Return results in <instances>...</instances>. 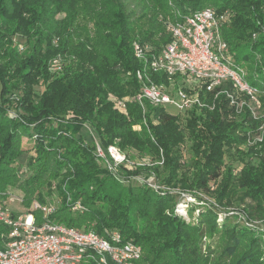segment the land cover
<instances>
[{"label": "trees", "instance_id": "obj_1", "mask_svg": "<svg viewBox=\"0 0 264 264\" xmlns=\"http://www.w3.org/2000/svg\"><path fill=\"white\" fill-rule=\"evenodd\" d=\"M135 4L138 12L130 10L126 0H0V117L6 118L3 107L11 101L18 110L15 120L7 117L5 125L0 120V181L11 176L13 162L24 152L20 140L27 137L34 156L22 203L28 208L35 195L44 205L45 198L35 193L43 187L50 192L54 185L59 206L49 217L51 222L100 236L104 230L116 231L121 243L141 249L136 264H210L201 252L207 235L222 239L213 264H264V232L228 221L218 228L211 212L201 213L197 225H185L165 213L170 199L121 185L97 167L93 146L76 137L87 125L103 149L116 144L132 155L134 164L137 157L162 156L168 170L162 181H171L180 167L175 154L184 135L193 144L206 146L200 166L213 179L224 149H234L235 154L258 159L260 168L241 170L239 181L248 197L254 193L264 197V119L252 118L245 107L236 115L221 102L213 111H191L179 128L183 116L146 101L142 107L134 99L140 90L135 76L140 65L133 52L135 44L158 50L171 41L163 31L165 17L157 19L160 13L174 20L177 14L205 8L226 12L222 37L235 62L249 70L246 81L263 102L264 0H136ZM15 36L29 44L25 58H19L13 46ZM56 56L75 63L52 75L48 62ZM38 84L44 91L33 101L32 88ZM19 91L18 97L14 92ZM114 99L123 101L124 110L115 107ZM228 115L232 121L225 119ZM257 136L261 141L247 147ZM241 145L247 147L245 152L233 148ZM122 170L118 168V176L127 178L129 173ZM76 203L81 212L72 211ZM35 215L39 218L38 212ZM7 231L0 225V247ZM211 248L206 249L209 257L214 254Z\"/></svg>", "mask_w": 264, "mask_h": 264}, {"label": "built area", "instance_id": "obj_2", "mask_svg": "<svg viewBox=\"0 0 264 264\" xmlns=\"http://www.w3.org/2000/svg\"><path fill=\"white\" fill-rule=\"evenodd\" d=\"M227 23L226 12L217 13L211 8L165 19L164 32L171 39L168 44L158 50L150 44L133 47L140 65L135 74L140 90L134 99L142 107L146 101L183 117L191 111H213L221 102L238 112L244 104L241 98L246 105L255 101L244 67L235 62L222 37ZM113 102L124 110L123 101ZM249 111L254 115L251 108ZM100 147L96 156L107 162L106 169L114 171L117 178L118 168L128 166L126 155L112 146ZM13 201L9 199V203ZM55 209L34 202L27 211L14 214L8 206L0 205V225L8 230L2 236L0 264H136L140 260L141 249L131 242L121 243L116 231L104 230L100 236L92 230L51 222L49 217ZM71 209L82 211L80 203Z\"/></svg>", "mask_w": 264, "mask_h": 264}, {"label": "rangeland", "instance_id": "obj_3", "mask_svg": "<svg viewBox=\"0 0 264 264\" xmlns=\"http://www.w3.org/2000/svg\"><path fill=\"white\" fill-rule=\"evenodd\" d=\"M135 2L136 0H126L128 8L138 12L139 7L135 6ZM147 17H149V15H147ZM157 17L158 21L163 17H165L164 19L171 18L170 16L163 15L162 13L158 14ZM88 27L91 28L90 25ZM11 41L13 46L16 48L19 58H25L29 49V44L26 43L23 38L18 36L13 37ZM72 63H75V60L72 58L67 59L62 58L61 56H56L48 62V72L52 75L61 73L65 67L70 66ZM244 70L248 76L250 73L249 70H246V68H244ZM43 91L44 88L41 84L35 85L32 88L33 101H36ZM14 94L18 97L22 95L21 91L17 93L14 92ZM254 100L255 101L247 100V105L254 113V115H252L250 112V116L254 119L260 117L264 119V104L262 100H260L259 97L257 98V96ZM240 103L244 104L238 112L233 109V112L236 115L242 111L243 107L246 109L249 108L245 104L246 101L244 98H241ZM257 104L260 105L257 106ZM250 108L248 110H250ZM3 109L6 118L9 117L8 119L10 121L13 119L15 120L18 116V110L13 101L8 103V106L6 105ZM185 117L186 116L180 118V124L178 125L179 128L184 126ZM6 118L4 117L0 119L3 125H5ZM232 118L233 117H231V115H228L225 119L232 121ZM260 129L261 127L259 130ZM134 130L139 131V127H134ZM77 135L81 136L84 143L91 144L93 146L94 158L97 167L114 176V171L106 169L107 162L96 156L97 147L101 146L100 148L103 149V146L97 140L95 132L87 125H84L80 129V132L76 134V137ZM260 141V136L254 137L252 140L247 142L246 146L248 147L254 143H259ZM19 146L20 149L24 150V152L19 154L13 162L11 166L13 169L11 176L3 181H0V205L8 206L14 214L23 213L27 211L34 202L38 203L34 195L31 199L29 207L25 208L23 206L22 201L23 196H25L23 188L25 180L30 177L28 164L29 160L34 156V152L30 149L32 141L27 137L21 138ZM110 146L118 149L121 154L125 153L124 151H121L116 144ZM246 146H233V148L238 151L245 152L247 149ZM206 150V146L202 144L201 146H199V144H193V142L189 140L186 135H184V139L177 147V153L175 154V158H178L180 167L171 181H162L163 179H167L168 176V170L164 166V158L162 156L159 157V160H153L149 156L144 159L137 157L135 159L138 162V165L134 166L132 161L133 159L131 157L132 155L128 156V154L125 153L127 156L126 159L128 161V166L127 168L123 167L122 171L123 173H129L128 176L130 178H128V176L127 178L118 176L117 174V179L120 181V184L126 188H144L145 190H148L158 196L170 199L171 204L165 213L178 218L183 221L185 225H197V218L201 213L211 212L213 216L217 217L215 223L217 227L220 226L221 223L228 221L230 223H234L235 226L244 227L248 231L264 232V197L255 193L252 197H248L245 190L242 186H240L239 181L241 170L248 166H252L253 169L260 168L258 159H251L246 156L243 157L235 154L234 149H232V151L224 149L225 154L224 157H222L221 165L217 171L218 175L213 179L208 174V169L200 166L205 162L201 156V151ZM132 172L137 173L132 175ZM205 180H207V182L205 183V186H203L201 182H204ZM53 189L54 185L51 186L50 192L49 187H43L35 194H41L45 198V204L58 207L59 199ZM49 193H51V195H49ZM15 198L21 199V202H18ZM9 199H14V201L9 203ZM190 213L192 216H190ZM221 240L222 239L219 235H207L202 239L201 252L203 256L208 258L207 260H209L210 264H213L221 253ZM208 246L212 247L211 250L214 251L213 256L210 255L209 257L206 250Z\"/></svg>", "mask_w": 264, "mask_h": 264}]
</instances>
